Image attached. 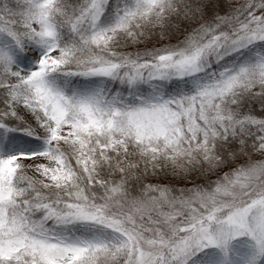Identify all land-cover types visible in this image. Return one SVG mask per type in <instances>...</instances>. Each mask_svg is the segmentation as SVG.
Wrapping results in <instances>:
<instances>
[{"label": "snow or ice", "instance_id": "6c2138e0", "mask_svg": "<svg viewBox=\"0 0 264 264\" xmlns=\"http://www.w3.org/2000/svg\"><path fill=\"white\" fill-rule=\"evenodd\" d=\"M16 132L0 264H264V0H0Z\"/></svg>", "mask_w": 264, "mask_h": 264}, {"label": "trees", "instance_id": "16d2710c", "mask_svg": "<svg viewBox=\"0 0 264 264\" xmlns=\"http://www.w3.org/2000/svg\"><path fill=\"white\" fill-rule=\"evenodd\" d=\"M28 63H25L24 65H26ZM56 83L58 84H62L63 82L60 80H57ZM186 86H191L186 85ZM171 87V85H170ZM12 137H15L16 139H5V140H0V145L7 149L11 144H13L15 141H21L20 143L24 144V147H29V146H34V147H40L41 142L36 140L34 137H24L23 133L20 132H16V133H12L10 134Z\"/></svg>", "mask_w": 264, "mask_h": 264}, {"label": "rangeland", "instance_id": "374dc122", "mask_svg": "<svg viewBox=\"0 0 264 264\" xmlns=\"http://www.w3.org/2000/svg\"><path fill=\"white\" fill-rule=\"evenodd\" d=\"M24 67H29L31 66V62H28V64L23 65ZM21 141H15L13 144H11L7 149L3 148L0 145V154H11L14 152H19V151H34V150H39L42 146V143L40 144V147H34V146H29V147H24ZM242 251H247L246 248H243Z\"/></svg>", "mask_w": 264, "mask_h": 264}, {"label": "clouds", "instance_id": "9594fccd", "mask_svg": "<svg viewBox=\"0 0 264 264\" xmlns=\"http://www.w3.org/2000/svg\"><path fill=\"white\" fill-rule=\"evenodd\" d=\"M177 178H179V177H177Z\"/></svg>", "mask_w": 264, "mask_h": 264}]
</instances>
